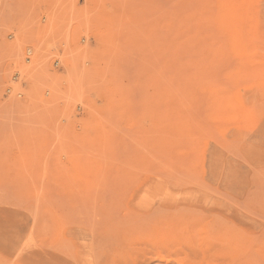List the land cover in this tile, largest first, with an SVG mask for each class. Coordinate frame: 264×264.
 <instances>
[{
    "label": "rangeland",
    "instance_id": "374dc122",
    "mask_svg": "<svg viewBox=\"0 0 264 264\" xmlns=\"http://www.w3.org/2000/svg\"><path fill=\"white\" fill-rule=\"evenodd\" d=\"M0 264H264V0H0Z\"/></svg>",
    "mask_w": 264,
    "mask_h": 264
},
{
    "label": "bare ground",
    "instance_id": "6f19581e",
    "mask_svg": "<svg viewBox=\"0 0 264 264\" xmlns=\"http://www.w3.org/2000/svg\"><path fill=\"white\" fill-rule=\"evenodd\" d=\"M11 53H12V52H11ZM38 59H39V57L36 58V61H37ZM37 62H38V61H37ZM39 62H40V61H39ZM23 67H24V65H23ZM23 67H22V68H23ZM22 68H20V69L22 70ZM27 69H28V68H27ZM21 70H20V71H21ZM22 71H24V72L26 73V69H25V70H22ZM24 72H23V73H24Z\"/></svg>",
    "mask_w": 264,
    "mask_h": 264
}]
</instances>
